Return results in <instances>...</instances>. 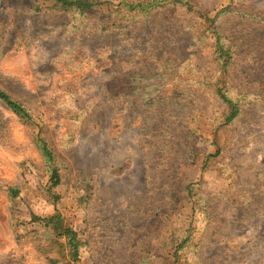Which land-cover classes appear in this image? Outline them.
Here are the masks:
<instances>
[{
	"label": "rangeland",
	"instance_id": "374dc122",
	"mask_svg": "<svg viewBox=\"0 0 264 264\" xmlns=\"http://www.w3.org/2000/svg\"><path fill=\"white\" fill-rule=\"evenodd\" d=\"M82 1L0 0V264H264V0Z\"/></svg>",
	"mask_w": 264,
	"mask_h": 264
},
{
	"label": "trees",
	"instance_id": "16d2710c",
	"mask_svg": "<svg viewBox=\"0 0 264 264\" xmlns=\"http://www.w3.org/2000/svg\"><path fill=\"white\" fill-rule=\"evenodd\" d=\"M42 1H53L55 4H58L61 6L63 9H78L81 11L90 9L92 7V3L90 2H84L82 0H42ZM221 99L225 104H230L231 102L223 95H221ZM0 101L4 103V105L14 114L19 116L22 119H27L28 121L30 120V116L27 114L25 109L16 101H14L7 93L2 91L0 89ZM237 115L236 108L232 106L231 111L229 116L227 117V122L233 120ZM41 142V152L43 156L48 160L52 161V154L46 144L43 141ZM50 181L53 183V186H58L59 185V177L57 174L56 170H53L51 173ZM54 219L50 218L49 219V224L53 223ZM65 235L68 236V240L73 247V249L76 250V244L74 243L76 235L72 230L66 229L64 231Z\"/></svg>",
	"mask_w": 264,
	"mask_h": 264
}]
</instances>
